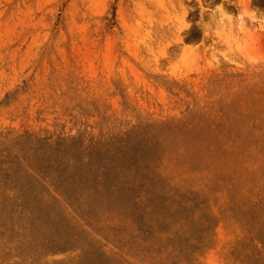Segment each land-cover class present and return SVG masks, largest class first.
<instances>
[{
	"label": "rangeland",
	"instance_id": "1",
	"mask_svg": "<svg viewBox=\"0 0 264 264\" xmlns=\"http://www.w3.org/2000/svg\"><path fill=\"white\" fill-rule=\"evenodd\" d=\"M0 264H264V0H0Z\"/></svg>",
	"mask_w": 264,
	"mask_h": 264
}]
</instances>
